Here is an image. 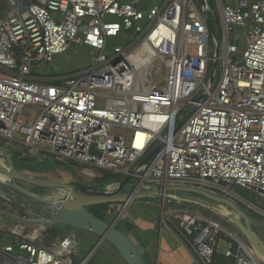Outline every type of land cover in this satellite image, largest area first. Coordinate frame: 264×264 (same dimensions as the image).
Instances as JSON below:
<instances>
[{
	"label": "built area",
	"instance_id": "built-area-1",
	"mask_svg": "<svg viewBox=\"0 0 264 264\" xmlns=\"http://www.w3.org/2000/svg\"><path fill=\"white\" fill-rule=\"evenodd\" d=\"M214 5L223 36L213 47L201 0L149 10L135 0H0V149L73 161L94 180L131 176L142 190L191 187L238 202L240 187L264 200V0ZM72 51L83 63L64 73L55 59ZM159 198L162 223L197 264H212L222 234L226 258L263 264L219 223L169 208L179 195ZM0 264L76 263L19 235L0 247Z\"/></svg>",
	"mask_w": 264,
	"mask_h": 264
},
{
	"label": "water",
	"instance_id": "water-1",
	"mask_svg": "<svg viewBox=\"0 0 264 264\" xmlns=\"http://www.w3.org/2000/svg\"><path fill=\"white\" fill-rule=\"evenodd\" d=\"M155 153L156 151L152 153L145 162H150ZM0 160L6 163L4 167L0 165L1 187L22 195L32 202H36L38 205L52 209V213L49 217L44 210L36 208L31 209V214L38 216L40 219L19 217L1 210L0 217L10 219L22 227L51 228L62 226L67 228H80L86 230L87 233L97 236L99 238L98 244L87 256L86 264L90 262L97 250L105 242H109L113 246L123 258L124 264H149L133 236L120 231L117 226L124 219L127 209L133 202L156 199L164 193H169V195L196 194L216 206L231 208L236 216L223 214L217 208L208 204H202L198 200L180 197L187 202L201 204L230 221L264 264V243L255 234L256 230H264V222L254 219L241 204L226 196H221L202 189L182 186H169L167 189L160 188L149 191L135 188L126 191L125 189L133 180L131 176H127L116 190H102L96 183H67L56 182L38 176L30 177L28 174L15 167L12 154L4 149H0ZM19 183H26L40 189L63 190L67 195V199L60 203L51 202L31 192ZM5 194L8 200H12L6 192ZM12 202L25 209L29 208L14 200H12ZM98 205L118 206L121 208L115 215L114 220L111 223H107L88 211V208Z\"/></svg>",
	"mask_w": 264,
	"mask_h": 264
},
{
	"label": "rangeland",
	"instance_id": "rangeland-1",
	"mask_svg": "<svg viewBox=\"0 0 264 264\" xmlns=\"http://www.w3.org/2000/svg\"><path fill=\"white\" fill-rule=\"evenodd\" d=\"M202 8L206 6H210V11L208 12L209 17L211 18L213 25H214V31L212 32V40H211V45L214 47L215 46V40H216V35L217 34V39L221 40L223 33L222 29L220 27V16H219V9L217 7H213V4L210 1L206 0H201ZM215 11V12H214ZM216 14V15H215ZM217 16V17H216ZM235 35V34H234ZM234 35H232V39L234 38ZM214 56H216V50L214 52ZM55 65L58 66L61 70L63 71H73L79 63H83V58L76 56L75 53L72 51L66 55H63L61 57H57L55 59ZM213 67L211 68V75L213 76ZM158 80V79H157ZM195 109L191 108L185 111V115L183 116L182 122L185 123L190 116L194 113ZM38 112L34 109H26L24 112V118L26 120H34V118L37 116ZM2 143V141H0ZM40 148L45 149L46 151L42 152L48 155V151L52 150V147L46 144H39ZM17 155V154H16ZM24 163L25 164H32L38 167L37 172H32L30 170H22L26 174H28L30 177H43L52 181L56 182H67V183H72V182H83L85 184H93L96 183L97 180H94L90 176H87V171L89 168L82 164H78L73 161L69 162H58V159L50 155L51 159L44 160L46 163H42V161H39L38 159L32 157L31 155H26L24 156ZM149 162H145V164H148ZM44 164V165H42ZM0 165L2 167L6 166V163L3 160H0ZM15 166L16 168H19V162L18 160H15ZM112 175V174H110ZM120 183L123 182L126 177L123 175H118ZM100 180V179H99ZM120 183H117V188L120 186ZM138 183V179H134L130 182L129 186L125 189L128 191L129 189H135ZM21 186L29 189L31 192L40 195L47 200L55 203H60L64 200L67 199V195L65 191L59 190V189H40L37 187H34L32 185L26 184V183H19ZM115 185V184H114ZM112 184H108L105 186L106 190H115L116 185L114 186ZM5 192L12 198V200L19 202L23 205H27L29 208H36V209H41L44 210V212L47 214L49 217L52 213V209L48 207H44L38 204H34L31 200L27 199L26 197L19 195L15 192L9 191L7 188H3L0 186V210L7 212L9 214H16L19 217H27L30 219H40L38 216H35L28 212V209H25L23 207L17 206V204H14L12 200H8ZM236 196L235 199L238 201L239 204H241L248 214L250 216H253L254 218H257L264 222V200L258 198L255 194H253L251 191H248L246 189H242L240 187L235 188ZM179 197H184L186 199H191V200H198L202 204H208L211 206H216L215 204H212L209 201L204 200L201 196H198L196 194H178ZM148 201H152L154 203H157L159 201V205L161 207V200L160 198L156 199H148ZM248 201V202H247ZM184 203H170L168 204L169 208L172 209H179V210H189V211H194L197 212L208 219H211L215 221L216 223H219L223 228L228 230L229 232H232L242 239L244 237L238 233V229L226 218H224L222 215L218 214L215 211H212L208 209L207 207L201 205V204H196V203H191L187 202L186 200H183ZM218 210H220L223 214H230L233 216H236L234 211L231 208H226L225 206H216ZM162 209V208H161ZM118 211H114V215H116ZM162 214V213H161ZM126 218V217H125ZM17 226H20L17 224ZM23 230L19 231L20 235L26 239H28L31 242H38V245L40 246H51L53 243L51 240L46 239L42 233L37 229V228H29V227H22ZM63 230L69 231V228L67 227H62L60 226ZM255 234L260 238V240L264 243V230H256ZM85 232L78 233V238L81 241H84V236ZM225 244H227V239L225 238V235H221L220 241H219V248H224ZM77 257V255L75 256Z\"/></svg>",
	"mask_w": 264,
	"mask_h": 264
},
{
	"label": "crops",
	"instance_id": "crops-1",
	"mask_svg": "<svg viewBox=\"0 0 264 264\" xmlns=\"http://www.w3.org/2000/svg\"><path fill=\"white\" fill-rule=\"evenodd\" d=\"M135 1L141 10H149L166 2V0ZM114 210L118 211V207ZM161 213L159 201L154 203L148 200L133 202L126 212L125 217L134 230L131 236L141 248L147 262L149 264H197L194 252L178 236L173 227L162 223ZM14 215L17 216V213ZM0 225L3 226V230L0 231V247L14 244L20 235L19 231L23 228L17 226L16 222L2 217H0ZM224 251L225 247L218 249V253L224 254Z\"/></svg>",
	"mask_w": 264,
	"mask_h": 264
},
{
	"label": "trees",
	"instance_id": "trees-1",
	"mask_svg": "<svg viewBox=\"0 0 264 264\" xmlns=\"http://www.w3.org/2000/svg\"><path fill=\"white\" fill-rule=\"evenodd\" d=\"M210 2L214 5V0H210ZM213 23V22H212ZM64 73H69L71 71H63ZM15 160L19 162L20 170H30L32 172H37L38 167L32 164H25L24 157L21 154H13V163L15 165ZM44 163V162H42ZM44 165V164H42ZM16 167V166H15ZM118 175H110L109 173H105L104 177L100 180L96 181V184L100 186L102 190H105V186L108 184L118 185L120 183ZM114 185V186H115ZM36 204V202H33ZM21 207L20 205H17ZM27 206V205H25ZM32 208H28V212L31 213ZM88 211L98 217L99 219L111 223L114 220V210L113 207L108 205H98L94 207L88 208ZM117 228L124 232L127 235H132L133 226L124 219L118 224ZM42 235L51 240L53 244H56L58 247L63 249L64 251H69L71 258L74 263L78 264L84 261L87 256L90 254L91 250L95 248L98 244L99 238L91 233H87L86 230H82L80 228H69V231L63 230L60 226H55L51 228H37ZM85 232L84 241H81L78 238V233ZM38 243V242H37ZM49 248L48 246H45ZM77 255V257H75ZM89 264H124L123 258L119 255V253L113 248V246L109 242L103 243V245L97 250L93 258L90 260ZM212 264H235L234 260L226 258L223 253L216 252Z\"/></svg>",
	"mask_w": 264,
	"mask_h": 264
},
{
	"label": "flooded vegetation",
	"instance_id": "flooded-vegetation-1",
	"mask_svg": "<svg viewBox=\"0 0 264 264\" xmlns=\"http://www.w3.org/2000/svg\"><path fill=\"white\" fill-rule=\"evenodd\" d=\"M253 217V216H252ZM254 218V217H253ZM254 219H256V220H259V219H257V218H254ZM259 221H261V220H259Z\"/></svg>",
	"mask_w": 264,
	"mask_h": 264
}]
</instances>
